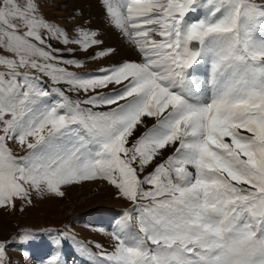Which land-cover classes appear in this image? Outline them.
I'll return each instance as SVG.
<instances>
[{"label":"snow or ice","instance_id":"6c2138e0","mask_svg":"<svg viewBox=\"0 0 264 264\" xmlns=\"http://www.w3.org/2000/svg\"><path fill=\"white\" fill-rule=\"evenodd\" d=\"M47 3L0 0V208L104 181L131 206L88 264H264V0H102L135 60Z\"/></svg>","mask_w":264,"mask_h":264},{"label":"rangeland","instance_id":"374dc122","mask_svg":"<svg viewBox=\"0 0 264 264\" xmlns=\"http://www.w3.org/2000/svg\"><path fill=\"white\" fill-rule=\"evenodd\" d=\"M90 8L91 4L84 2V0H49V3L44 6L43 10L50 18L56 19L59 24L69 30L72 29L73 25L77 24L97 30L100 33L98 38L104 41L100 48H108L110 44L108 45L107 41H109L110 33L100 30L98 21L96 18H92L93 15ZM56 46L63 47L61 45ZM121 53V50L117 51L114 59H120ZM75 55L76 58L84 61L83 67L72 69L78 72L95 71L99 67L109 63L107 60L92 61L91 59L85 58L84 54L80 52H77ZM199 70H201V75H203L205 69L200 68ZM10 146L13 147L18 155L24 154L19 150L18 146ZM62 190L66 193L62 198L54 195H45L41 198L33 192L32 203L24 204L23 211L19 210L21 205L19 200L16 201L17 208L15 210L0 208V242H8L6 252H8L12 264H34L29 257L31 254L19 248L15 241L18 240L16 238L22 230L30 229L37 233H44L40 232V228H43V226L46 229H58V231H55L57 236L62 231V228H64L69 237H75V240L83 242V244L87 245L93 251H96L93 247L94 243H102L107 247L110 243V237L104 233L112 230L122 214V212H117L119 217L114 220L115 212L111 210L116 208V210L124 211L131 206L128 201L118 199L116 197V190L104 181L84 182L81 185L66 187ZM100 208L110 210L100 211ZM91 215L95 218L89 221V216ZM97 228L106 232L102 231L99 234V231H95ZM85 231L88 232V235ZM55 232L52 234H55ZM51 236L46 234L45 241L47 242ZM38 238L37 241H41L40 236ZM61 239V245L55 246L50 251H60L62 257L67 261V264H74V262L75 264H84L77 257V254L82 253L79 251L76 241L70 238ZM71 242L75 245V247L73 246L75 248H73L74 250L68 248L72 246ZM39 250V248H35L30 250V252L35 253ZM81 256L87 259L85 255L82 254ZM46 257L48 256L45 255L44 258Z\"/></svg>","mask_w":264,"mask_h":264},{"label":"bare ground","instance_id":"6f19581e","mask_svg":"<svg viewBox=\"0 0 264 264\" xmlns=\"http://www.w3.org/2000/svg\"><path fill=\"white\" fill-rule=\"evenodd\" d=\"M84 2H87L88 4H91V8L90 10L92 11V15H93V19L96 18V20L98 21L99 25H100V30L106 32V33H110V37L108 38L109 41H107V44L110 46L109 47H113L115 48L117 51H122L121 53V58L120 59H130V60H135L137 57L134 54V52L132 51V49L126 44V42L121 38V36L119 35V33L112 27H110L106 21V17H105V8L102 4V0H84ZM89 6V5H88ZM105 38V37H103ZM105 40V39H104ZM106 44V45H107ZM119 54V53H118ZM116 59V58H115ZM117 59V60H120ZM199 73L201 74V70H198ZM205 73V71H204ZM203 73V74H204ZM92 185V183H91ZM106 213H110V212H106ZM96 216V215H95ZM99 216V215H98ZM119 217V214H117V212L114 213V220H116V218ZM95 217L93 215L89 216V221L92 219H94ZM98 218V217H97ZM87 219V218H86ZM104 219V218H103ZM41 220V219H40ZM102 221V220H101ZM108 221V220H107ZM105 222V221H104ZM101 224V223H100ZM103 225H105L104 223H102ZM114 224V222H113ZM110 224V225H113ZM96 229V228H94ZM95 231H99L98 233H102L101 229L95 230ZM86 232V231H85ZM106 232V231H103ZM88 235V232H86ZM95 235V234H94ZM98 235V234H97ZM14 264V263H13Z\"/></svg>","mask_w":264,"mask_h":264}]
</instances>
